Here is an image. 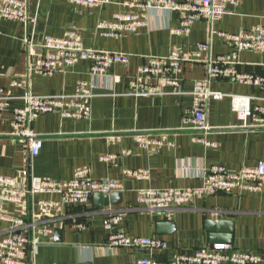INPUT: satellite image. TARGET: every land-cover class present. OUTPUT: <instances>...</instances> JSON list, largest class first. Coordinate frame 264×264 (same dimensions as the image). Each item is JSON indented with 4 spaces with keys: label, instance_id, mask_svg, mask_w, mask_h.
<instances>
[{
    "label": "crops",
    "instance_id": "obj_1",
    "mask_svg": "<svg viewBox=\"0 0 264 264\" xmlns=\"http://www.w3.org/2000/svg\"><path fill=\"white\" fill-rule=\"evenodd\" d=\"M124 1L106 0L105 4L91 8L68 0H39L37 9L35 1L28 5L29 13L38 16L34 43L41 44L45 37L61 38L66 32H76L87 49L132 57L128 65L115 64L103 76L91 77L88 61H79L51 76L29 75V64L39 60L44 50L36 47L29 57L22 41L23 25L0 19V88L9 94L6 111L0 118V175L25 187L31 177L70 181L78 170L89 169L93 180L109 179L122 185L120 192L108 195H114L112 198L95 194L85 204L65 205L58 211L43 212L38 206L40 200L59 201L57 194L27 197L20 209L3 204L8 216L22 215L30 224L23 234L28 240V264H135L142 258L168 263L177 254L191 255L214 244H229L244 254H264V185L258 192L246 190L199 197L170 218L137 201L141 190L198 188L204 174L214 165L236 171L264 161V129L240 128L231 111L230 97L209 101L207 123L211 130L206 135L183 120L192 107L194 83L205 77L207 60L222 56L242 74L264 76V52L235 51L228 41L211 36L212 29L234 35L241 30L264 28V0L228 4V13L218 22L211 25L196 20L186 36L170 32L179 27L178 13L150 11L147 25L136 34L106 37L100 25L125 12ZM199 44L208 48L200 49ZM173 48L197 54L194 61L183 65L181 73L171 76L177 89L161 86L160 91L143 93L136 89L132 94L129 82L138 78L137 69L146 58L167 57ZM20 78L26 79V86L10 87L13 80ZM81 82L91 85L94 94L89 119H68L58 113L33 116L30 128L40 135L42 143L39 154L30 156L27 142L12 136L13 111L24 107V96L28 93L72 95ZM142 82L147 87L157 84L149 78ZM209 89L224 95L250 97L252 104L264 107L261 87L218 78L210 82ZM135 134H148L153 139L165 135L166 140L141 148ZM194 136L205 137L215 147L204 148L193 142ZM128 171H145L147 177H130L126 175ZM109 214L122 215L117 230L132 237L161 240L165 247L160 250L109 247L108 232L103 226ZM208 223H222L224 229L212 233L207 229ZM14 229L13 222L0 221V238L11 236ZM215 234L229 235L231 242L212 243L210 237Z\"/></svg>",
    "mask_w": 264,
    "mask_h": 264
},
{
    "label": "built area",
    "instance_id": "obj_2",
    "mask_svg": "<svg viewBox=\"0 0 264 264\" xmlns=\"http://www.w3.org/2000/svg\"><path fill=\"white\" fill-rule=\"evenodd\" d=\"M30 1L39 0H0V19L16 21L23 25L24 35L22 41L26 54L34 55L36 47L44 50L43 55L36 62L30 63L28 73L51 76L56 72L67 70L79 61H88L91 64V77L103 76L115 64L128 65L131 56L128 54L111 53L87 49L76 32H66L61 38L45 37L41 44L34 43V32L37 25V13L31 15L28 10ZM68 2L81 7H96L106 3V0H68ZM238 0H184L179 3L174 0H125L122 6L126 8L123 13L114 15L111 22L100 25L105 30L104 35L111 38H120L125 35H134L140 28L147 25V16L150 11L176 12L179 14V27L170 29L172 34L186 36L191 25L196 20H205L211 25L218 22L228 13L227 5H237ZM211 36L223 38L228 41L235 51L264 52V28L254 27L250 30H241L237 34L228 35L212 29ZM198 48L206 49V44H199ZM197 54L183 52L173 48L167 57H148L145 63L137 69L138 78L129 82L132 94L136 89L143 93L156 92L161 86L177 89V83L171 76L182 72V67L187 62L194 61ZM205 77L193 85L192 107L185 113L184 122H191L195 130L203 135L208 134L211 128L207 123V110L210 100H221L230 97L231 111L239 127L244 129H264V107L252 104V98L246 96L224 95L211 92L210 82L213 79L228 78L233 82L249 84L254 87L264 88V76L242 74L235 69L225 57L219 56L214 60L206 61ZM144 78L156 80V86H145ZM26 79L13 80L12 88H23ZM92 86L79 83L72 95L34 96L30 93L24 96L25 105L13 111L11 126L12 136L22 142H27L29 154L35 157L41 148V137L30 128L31 118L38 114L58 113L68 119H89L90 100L93 98ZM9 94L0 88V118L7 108ZM153 139L148 134H135L134 139L141 148L159 145L165 139ZM110 140L113 137L109 138ZM193 142L204 148H213L215 144L205 137L194 136ZM126 175L137 179L147 177L145 171H128ZM264 185V161H259L253 167H241L239 170L230 171L220 166H211L204 174L203 183L194 189H164L141 190L138 192L137 201L146 205L150 211L157 212L170 218L174 212L181 208L189 207L195 199L217 194H232L242 191L258 192ZM122 185L109 179L93 180L89 169H80L70 181H50L31 177L27 186H17L15 180L0 175V221L13 222L15 229L11 236L0 238V264H28L26 260L27 238L26 233L30 224L22 215L16 218L8 216L3 210L7 203L16 208H21L27 197L37 194H57L59 201L40 200L38 206L43 212L51 209L61 210L65 205L85 204L95 194L108 196L120 192ZM122 220L121 214H109L103 220V226L108 232L107 245L111 248L131 247L136 249L160 250L165 247L163 241L154 238L132 237L117 230V224ZM83 228V225H80ZM17 230V231H16ZM264 254H244L234 250L229 244H214L207 248H200L191 255H175L168 263H158L142 258L135 264H262Z\"/></svg>",
    "mask_w": 264,
    "mask_h": 264
},
{
    "label": "water",
    "instance_id": "obj_3",
    "mask_svg": "<svg viewBox=\"0 0 264 264\" xmlns=\"http://www.w3.org/2000/svg\"><path fill=\"white\" fill-rule=\"evenodd\" d=\"M100 196V195H98ZM111 196H114V195H111ZM104 197V199H108V198H112V197ZM120 196V195H119ZM121 197V196H120ZM224 225L222 223L220 224H213V223H208L207 225V229L210 230L212 233H215V230H217L218 232L217 233H220V231L222 229H224L223 227ZM210 241L213 243V242H218V241H221V242H231V237L229 235H220V234H215L213 236L210 237Z\"/></svg>",
    "mask_w": 264,
    "mask_h": 264
}]
</instances>
